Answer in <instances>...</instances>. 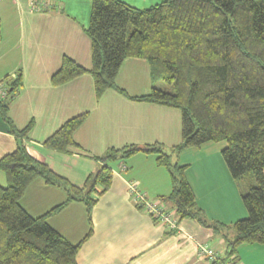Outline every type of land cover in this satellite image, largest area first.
Masks as SVG:
<instances>
[{"label": "trees", "instance_id": "obj_1", "mask_svg": "<svg viewBox=\"0 0 264 264\" xmlns=\"http://www.w3.org/2000/svg\"><path fill=\"white\" fill-rule=\"evenodd\" d=\"M86 35L91 67L85 69L64 56L50 77L51 85L88 74L97 100L114 90L135 102L176 109L181 114L180 141L169 148L157 143L108 148L95 158L73 140L87 114L72 117L43 146L98 161L83 185L74 186L27 153L23 141L31 123L17 129L7 116L21 77L18 74L12 81L5 77L0 83L7 97L0 101V118L16 147L0 158L6 178V186L0 187V264H76L79 248L92 233L90 210L96 202L92 195L100 196L110 185L109 163L138 153L154 156L156 165L168 173L169 194L159 199L171 203L177 219L195 220L222 239L225 256L209 264H236L239 246L264 245V0H164L146 9L118 0H91ZM125 59L147 62L149 93L130 97L116 86ZM221 142L225 143L221 157L231 177L241 184L247 212L244 219L229 225L205 218L185 177L186 166L176 162L184 150ZM35 180L65 195L62 203L38 217L19 203ZM71 202L83 203L88 224L84 237L74 244L47 223Z\"/></svg>", "mask_w": 264, "mask_h": 264}, {"label": "crops", "instance_id": "obj_2", "mask_svg": "<svg viewBox=\"0 0 264 264\" xmlns=\"http://www.w3.org/2000/svg\"><path fill=\"white\" fill-rule=\"evenodd\" d=\"M118 1L146 9L164 0ZM42 3L47 4L46 8L31 10L29 0H0V82L5 77L12 81L20 74L21 85L7 105V116L17 129L31 123L23 141L27 153L81 187L96 170L98 161L75 151L59 153L43 146V141L72 117L87 114L73 140L95 158L108 148L154 143L169 148L178 144L181 114L176 109L135 102L114 90L105 91L97 100L88 74L59 86L51 85L50 77L64 56L85 69L91 67L90 40L86 35L91 0ZM0 86L6 89L4 84ZM116 86L130 97L149 93L147 62L125 59ZM6 97L0 95V101ZM8 130L0 118V158L16 147ZM224 147V142L205 143L182 151L176 162L186 166L185 177L205 218L229 225L245 218L247 212L241 201V184L231 177L221 157ZM111 171L107 191L98 197L92 195L96 199L90 210L92 233L79 248L76 264H209L198 255L200 245L210 248L219 258L225 256L224 243L212 229L183 219L178 220L176 230L169 231L135 205L128 194L129 182H134L149 201L169 194V175L156 165L154 156L135 154ZM5 186L6 178L0 171V187ZM64 199L61 189L35 180L19 203L29 215L38 217ZM163 202L174 211L171 203ZM47 223L67 241L77 243L88 230L85 206L71 202L50 216ZM240 247L249 259L259 257L260 262L251 263L246 258V263L240 259L239 264H264V245ZM234 258L238 264L237 252Z\"/></svg>", "mask_w": 264, "mask_h": 264}, {"label": "built area", "instance_id": "obj_3", "mask_svg": "<svg viewBox=\"0 0 264 264\" xmlns=\"http://www.w3.org/2000/svg\"><path fill=\"white\" fill-rule=\"evenodd\" d=\"M38 0H29L31 10H41L46 8V3ZM0 95L5 97L6 89L0 86ZM121 171L125 170V166H120ZM128 194L137 207L142 209L146 214L151 216L162 226H165L169 231H174L178 226V219L174 211L168 209L166 204L158 199L155 201H149L146 195L138 189V186L134 182L127 184ZM199 257L206 260L207 263L215 260L217 257L216 253L210 248L200 245L197 247Z\"/></svg>", "mask_w": 264, "mask_h": 264}, {"label": "rangeland", "instance_id": "obj_4", "mask_svg": "<svg viewBox=\"0 0 264 264\" xmlns=\"http://www.w3.org/2000/svg\"><path fill=\"white\" fill-rule=\"evenodd\" d=\"M161 87H164L166 88L167 86L163 83L160 84ZM119 162L120 161H113V162H110L109 165L112 169H116L118 166H119ZM5 175V174H4ZM85 181V180H84ZM167 206V205H166ZM244 219V218H243ZM245 251L242 250V248L239 246L238 249H237V256H238V264L243 260L245 263H246V258L247 260L249 259V256H246V253H244ZM251 263H257V262H260V258L259 257H254V256H250V259Z\"/></svg>", "mask_w": 264, "mask_h": 264}]
</instances>
